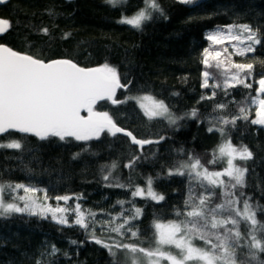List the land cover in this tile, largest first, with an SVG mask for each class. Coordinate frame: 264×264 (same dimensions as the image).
Instances as JSON below:
<instances>
[{
  "label": "trees",
  "instance_id": "16d2710c",
  "mask_svg": "<svg viewBox=\"0 0 264 264\" xmlns=\"http://www.w3.org/2000/svg\"><path fill=\"white\" fill-rule=\"evenodd\" d=\"M158 2L165 15L156 16L142 30L117 23L122 14L131 16L141 7L142 0H128L126 7L118 9L106 6L104 0H72L66 5L63 0H10L0 6V18L8 19L13 25L12 30L0 38V43L28 54H36L43 49L41 58H72L84 67H96L107 62L117 68L121 84L132 81L128 88L118 89L115 99L151 95L169 105L176 116H182L193 108L199 113L198 118L181 120V126L176 129L168 127L167 121H149L135 100L118 105L100 101L95 106L96 111L108 112L119 126L132 131L138 138L155 140L165 136L166 139L159 144L145 145L143 151L147 158L141 159L133 171L123 165L140 149L131 145L123 135L111 137L102 133L99 139L87 142L72 138L64 142L56 137L40 140L33 135L9 132L0 136V142L20 139L23 148L0 149V180L33 186L42 190L39 192L43 195L46 191L50 202L56 196L80 195L82 209L98 213L96 221L101 224L110 220L109 213L111 216L120 213L121 206L117 201L131 198V192L126 188L105 186L101 179V165L116 161L119 167L113 170L114 178L125 182L131 175L134 190L136 185L144 186L145 177L166 173L167 167L186 158L177 155V149L195 153L205 163L211 159L213 149L227 139L218 132L207 131L213 106L228 104L223 115L230 118L238 115V105L231 101L240 102L256 95L258 85L253 81L264 74V42L257 46L255 53L232 57L237 63H255L254 77L249 81L253 82L251 89L239 86L231 89L227 97L220 92L213 101L197 103L201 95L210 92L200 88L203 70L201 53L206 47L213 51L222 50V46L212 45L206 34L218 26L232 23H248L254 28L259 26L264 33V0H197L194 5H185L178 0ZM52 6H56V11L61 13L54 21L45 12ZM29 22L39 26L55 23L57 27L53 32L56 37L67 31L73 35L67 41L54 40L49 50L42 43L45 37L24 27ZM32 44L35 47H30ZM225 46L229 52L232 51L230 45ZM210 71L216 70L213 68ZM84 114L87 112L84 111ZM248 114L249 120L241 119L235 128L227 127L234 145H247L253 152L252 160L237 161L249 169L245 177L246 187L242 190L252 198V203L264 205V126L251 124L253 106L248 109ZM82 147H87L89 151L82 152L78 159L73 160V154L81 152ZM224 166L217 165L215 170ZM186 184V178L165 175L154 184L156 191L165 196L164 201L157 203L135 198V207L144 210L143 216L134 225V228L144 230L140 238L144 241L142 246L152 244L148 237L152 235L150 225L154 218H158L159 222L177 219L174 209L184 208ZM125 207L132 206L126 204ZM258 219L264 221V215L258 216ZM118 223H122V219L115 222ZM91 231L90 228L89 233ZM241 231H246L244 225ZM89 233L78 226L57 225L50 217L45 219L23 213L13 214L7 219L0 218V264H35L39 253L53 244L60 252L55 257L45 258L50 264H111L108 250L92 241ZM95 235L102 240H107L110 235L119 239L116 233L99 227H96ZM71 240L78 244H70ZM140 240L125 242L140 243ZM195 243L202 245L200 241ZM259 255L264 260V253ZM237 264H255L250 261L246 248L238 250Z\"/></svg>",
  "mask_w": 264,
  "mask_h": 264
},
{
  "label": "snow or ice",
  "instance_id": "6c2138e0",
  "mask_svg": "<svg viewBox=\"0 0 264 264\" xmlns=\"http://www.w3.org/2000/svg\"><path fill=\"white\" fill-rule=\"evenodd\" d=\"M178 2L194 5L197 0ZM6 3L8 0H0V6ZM63 3L70 4L72 0H63ZM127 3L128 0H104V4L111 9L126 7ZM45 12L53 21L61 15L56 11V6L45 9ZM164 15L158 0H142L141 7L131 16L122 14L117 23L142 30L156 16ZM24 27L45 37L42 43L49 50L54 40L67 41L73 35L71 31H67L56 37L53 32L57 27L55 23L39 26L29 22ZM12 28L8 19L0 18V38ZM206 39L212 45L222 46V50L213 51L206 47L201 53L203 70L200 88L210 92L201 95L197 103L213 101L220 92L227 97L231 89L239 86L251 89L253 82L258 85L255 96H249L240 102H230L238 105V115L230 118L223 115L228 104L218 103L213 106L207 131L218 132L222 138L227 139H223L213 149L211 159L205 163L197 154L183 148L177 149V155L186 158L167 167L166 173L145 177L144 186L136 185L134 190L131 175L125 182L114 178L113 170L119 167L116 161L101 165V179L106 187L126 188L131 192L129 200L117 201L121 206L120 213L115 216L109 213L110 220L101 224L96 221L98 213L82 209L80 195L56 196L54 199L57 204L53 206L48 203L46 191L43 200H39L37 196L30 194L42 190L23 183L0 180V218L7 219L13 214L26 213L45 219L50 217L51 221L60 226H78L86 233L91 228L90 239L108 250L111 264H237L238 250L245 248L250 261L264 264L259 255L264 253V221L258 219V216L264 215V205L252 203V198L243 192L249 169L237 163L252 160L253 152L247 145H234L227 127L235 128L238 120H249L248 109L252 106H255V118L251 119V124L264 126V74L258 80L249 82L254 77L255 63H237L232 59L233 56L246 57L255 53L257 46L264 42V33L259 26L254 28L248 23H232L218 26L206 34ZM225 45H230L232 51L229 52ZM42 54L43 49L36 54H28L14 50L6 43H0V135L14 130L32 134L40 140L56 137L64 142L68 138L87 142L99 139L102 133L111 137L123 134L130 139L131 145L139 146L140 149L139 153H133L123 165L134 171L141 159L147 158L144 156V146L159 144L166 137L159 136L155 140L138 138L132 131L119 126L108 112L96 111L95 106L99 101H111L113 105H118L135 100L149 121H167L168 127L176 129L181 126V120L199 116L196 108L182 116H176L169 105L151 95L115 99L116 90L128 88L132 81L121 84L117 68L107 62L96 67H81L72 58L44 59L41 58ZM213 68L215 72L210 71ZM82 110L87 112L86 116L81 115ZM22 148L20 139L0 142V149ZM88 151L87 147H82L81 152L74 153L72 159L76 160L82 152ZM220 164L225 166L215 170ZM165 175L186 178L187 196L183 202L184 208L174 209L177 219L167 223L154 218L150 225L152 235L148 237L152 244L144 247V241L140 240L144 230L134 228L144 210L135 207V198L157 203L164 201L165 196L155 191L154 184ZM20 190L24 195L19 194ZM72 199L77 201L74 208L68 206ZM217 200L220 202L216 203ZM60 201L64 202V206L60 205ZM126 204L132 207L126 208ZM119 219H122V223L115 224ZM93 225L116 233L119 239L111 235L107 240L97 238L96 227ZM242 225L246 227L245 232L241 231ZM125 240H140V243ZM195 241L202 242V245L198 246ZM69 243L78 244L75 240ZM59 252L60 249L54 244L46 246L39 253L35 264H50L45 258L55 257Z\"/></svg>",
  "mask_w": 264,
  "mask_h": 264
},
{
  "label": "rangeland",
  "instance_id": "374dc122",
  "mask_svg": "<svg viewBox=\"0 0 264 264\" xmlns=\"http://www.w3.org/2000/svg\"><path fill=\"white\" fill-rule=\"evenodd\" d=\"M142 96H143V95H142ZM253 112H254V118H255V106H253ZM254 118H253V119H254ZM154 189H155V188H154ZM155 191H156V189H155ZM157 192H158V191H157ZM158 193H160V192H158ZM19 194H20V195H24V193H23L22 190L19 191ZM160 194H161V193H160ZM30 195H35V196H37L39 200H43V198H44V195H43L42 192H38V193H35V194H30ZM70 196H71V195H70ZM48 203L52 204L53 206H56L57 201H56L55 199H53L51 202L48 201ZM59 203H60L61 206H64V202H63V201H60ZM75 204H76V202H75L74 200H70V201L68 202V206H69V207H72V208H74ZM72 218H74V216L71 217V219H72ZM161 223H167V222H161Z\"/></svg>",
  "mask_w": 264,
  "mask_h": 264
},
{
  "label": "water",
  "instance_id": "95a60500",
  "mask_svg": "<svg viewBox=\"0 0 264 264\" xmlns=\"http://www.w3.org/2000/svg\"><path fill=\"white\" fill-rule=\"evenodd\" d=\"M8 1H10V0H8ZM81 67H84V66H81ZM118 89H120V88H118ZM118 89L116 90V93H117V91H118ZM116 95V94H115ZM100 102V101H99ZM109 102H111V101H109ZM84 111L85 110H82L81 111V115H87V114H84ZM10 132H15L14 130L13 131H10ZM15 133H18V132H15ZM6 134V133H5ZM18 134H22V135H32V134H24V133H18ZM4 135V134H3ZM118 135H123V134H118ZM1 136V135H0ZM34 136V135H33ZM124 136V135H123ZM126 137V136H125ZM128 138V137H127ZM129 139V138H128ZM129 141H130V139H129Z\"/></svg>",
  "mask_w": 264,
  "mask_h": 264
}]
</instances>
